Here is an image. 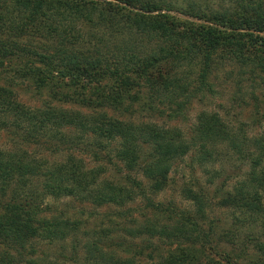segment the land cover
<instances>
[{"label":"trees","instance_id":"1","mask_svg":"<svg viewBox=\"0 0 264 264\" xmlns=\"http://www.w3.org/2000/svg\"><path fill=\"white\" fill-rule=\"evenodd\" d=\"M233 4L179 9L164 0H0V71L11 68L15 76H34L36 92L56 81L61 92L52 99L75 101L84 111L23 106L11 89L0 86V132L12 140L8 147L0 143V264H138L141 257L150 264H238L247 257L244 249L219 250L209 239L211 224L206 231L199 228L197 220L205 218L208 205L205 192L182 190L194 208L192 216L175 214L173 207L147 197L164 189L172 162L195 145L193 159L203 169H213L218 144L228 148V159L248 160V170L221 194L218 205L232 210L233 225L259 227L262 239H248L259 258L245 264H264V126L258 135L247 136L216 114L201 112L186 140L179 130L138 120L161 114L157 104L178 107L176 99L184 95L185 105L195 93L210 89L208 79L227 64L264 73V0ZM192 73L197 86L190 94L189 82L182 79ZM62 86L71 92H62ZM117 111L125 118L113 116ZM133 115V123L124 122ZM71 131L79 137L71 138ZM87 139L95 148L87 155L90 169L69 146ZM145 147L150 152L141 159ZM107 148L125 172L138 170L148 185L143 189L135 179L130 187L96 183L104 172L95 163ZM59 154L63 157L58 159ZM136 197L163 222L147 219L129 227L121 220L95 230L78 213L80 219L61 213L45 217L46 199L123 209ZM66 240L69 258L46 255L48 245Z\"/></svg>","mask_w":264,"mask_h":264},{"label":"rangeland","instance_id":"2","mask_svg":"<svg viewBox=\"0 0 264 264\" xmlns=\"http://www.w3.org/2000/svg\"><path fill=\"white\" fill-rule=\"evenodd\" d=\"M164 2L176 4V6H180L179 9H184L183 7H187L190 4L204 9L233 8L234 5L233 0H164ZM168 14L179 20H186L185 17L178 15L177 12L169 11ZM34 46H37V44L34 43ZM239 69L240 68L231 63L225 65L222 70H218L208 79L211 86L210 89H204L199 93H195L185 105L182 101L187 96L184 95L176 99L178 107H176L174 103L169 105L166 102L165 104H157V109L161 110V114L158 115L154 113L152 115H144L145 118L141 117L138 120L154 123L164 129L179 130L184 139L190 140L193 136L192 132L196 124V117L199 113L203 112L206 114H216L229 128L240 130L247 136L258 135L264 126V73L260 74L255 72V74H252L247 68H244L245 70L243 69V71H238ZM188 76V79H182V81L189 82L187 92L193 94L192 89H195L197 86L195 73ZM35 85L36 80L32 75L18 77L14 75L11 68L0 71V86L11 89L15 93L17 102L23 106L35 108L48 104L61 108L62 110H68L69 112H84L75 101H71V103H62L61 101L57 102L56 99H52L54 97L51 95L56 94V92H61L60 89L57 88L58 83H56V81L49 82L39 92L35 91ZM61 88L62 92L65 90L68 91L64 86ZM85 91L86 90L83 89L82 93ZM68 92L70 93L71 90L69 89ZM71 94H73V92ZM75 98L76 97H74V99ZM92 110L90 112H93ZM116 114L117 115L113 116H117L120 119L125 118L123 114H120L118 111ZM134 117L133 115L129 117V120L127 119L124 122L129 124L133 123L135 121ZM71 135V138L79 137L76 131H71L70 136ZM11 142L12 140L10 137L0 132V143L3 144V146L8 147ZM112 145L109 148H111ZM69 146L72 150L70 153L73 152L76 157L81 158L86 165L85 168L90 169L92 163L87 155L90 154V151L95 149L90 143V140H76L73 141V143H69ZM196 146L197 145L191 147L180 161L177 160L172 162V166L167 174L164 189L157 195H147V197L153 204L157 203L161 207H173L172 209L175 214L187 212L192 216L194 215V208L188 201L182 198V190L187 188L197 191L199 189L205 192L208 196V205L205 207L206 209L204 211L205 218L203 220H197L198 224H200L199 228L202 231H206L211 224L212 234L209 239L218 243L220 247L219 250L223 249L228 251L234 248V252L238 253L244 249L247 257L242 261H238V264H245L249 259L253 260L259 258V254L255 252L251 243L248 241V239L251 238H260L259 227L256 225H243L241 227L233 225L232 210L225 206L220 207L218 205L221 194L231 190L234 183L241 179L242 173L248 170V160L244 162L235 155H232L228 159V155L224 156V151L228 148L224 144H218L213 148L218 156L217 161L212 163L213 169H211L209 165H206L204 167L205 169H203L199 166L197 161L193 159L197 149ZM209 146L210 145H208L207 148H209ZM109 148L103 150L102 153L104 155L101 154V159L95 163L100 166L104 172L99 177H95L96 183H113L122 186L126 184L127 187H130L132 186L130 180L135 179L140 181L144 189L148 184L143 181L140 172L138 170L129 173L125 172L122 169V164L112 158V151L107 153ZM145 148L140 149V154H142L141 159L144 158L143 156H145V154L150 152L147 147ZM57 157L59 159L62 158L63 155L59 154ZM57 157H55V160H57ZM45 201L49 209L45 217L49 215L56 216L58 213H61V215L69 214L70 218L80 219L76 214L78 213L81 215L82 220H90L94 223L92 227H94L95 230L98 227L101 228V226L103 228H110L113 222L121 223V220H125L126 225L129 227L139 224L142 225L147 219L153 223H160L164 220L159 214H151L149 207H146L147 202L142 199V197H136L134 201L126 204L123 209H117L114 206L92 209L88 207V205H78L75 201L68 198H61L59 200L46 199ZM261 203L264 209V191L261 192ZM118 211L121 213L125 212L126 215H119L117 214ZM89 214L92 217L86 219ZM81 230L79 232H81ZM111 230L113 231V229ZM162 242L163 241H161V243H155L157 245L156 247H161ZM67 243L68 241L66 240L64 243H53L52 245H48L47 248L44 249L46 255L49 258H62V255L69 258L71 252L68 248L66 250L64 249ZM193 248L198 249L200 247L195 246ZM38 250H42V245L38 244ZM142 256H145V254ZM137 260H139L138 264H150V260L144 257L138 258Z\"/></svg>","mask_w":264,"mask_h":264}]
</instances>
